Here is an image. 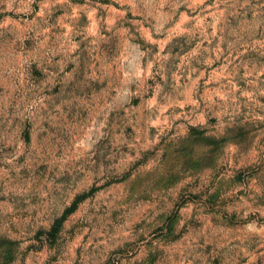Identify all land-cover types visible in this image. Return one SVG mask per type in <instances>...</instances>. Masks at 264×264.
I'll use <instances>...</instances> for the list:
<instances>
[{
    "label": "rangeland",
    "instance_id": "rangeland-1",
    "mask_svg": "<svg viewBox=\"0 0 264 264\" xmlns=\"http://www.w3.org/2000/svg\"><path fill=\"white\" fill-rule=\"evenodd\" d=\"M0 264H264V0H0Z\"/></svg>",
    "mask_w": 264,
    "mask_h": 264
}]
</instances>
